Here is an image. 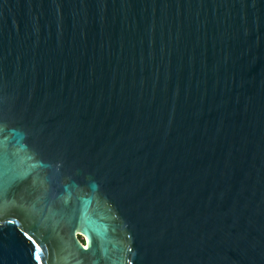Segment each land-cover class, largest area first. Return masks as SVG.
<instances>
[{
    "label": "water",
    "instance_id": "1",
    "mask_svg": "<svg viewBox=\"0 0 264 264\" xmlns=\"http://www.w3.org/2000/svg\"><path fill=\"white\" fill-rule=\"evenodd\" d=\"M0 264H264V0H0Z\"/></svg>",
    "mask_w": 264,
    "mask_h": 264
}]
</instances>
